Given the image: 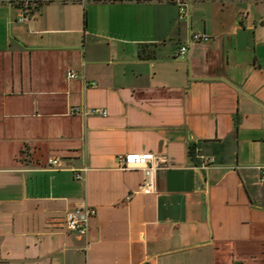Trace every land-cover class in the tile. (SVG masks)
Wrapping results in <instances>:
<instances>
[{"label":"crops","instance_id":"0c3cea01","mask_svg":"<svg viewBox=\"0 0 264 264\" xmlns=\"http://www.w3.org/2000/svg\"><path fill=\"white\" fill-rule=\"evenodd\" d=\"M44 1L0 0V264H264V0Z\"/></svg>","mask_w":264,"mask_h":264},{"label":"built area","instance_id":"2783aa9c","mask_svg":"<svg viewBox=\"0 0 264 264\" xmlns=\"http://www.w3.org/2000/svg\"><path fill=\"white\" fill-rule=\"evenodd\" d=\"M25 4H29L30 1L25 0ZM180 5L181 15H185L187 12V2L185 0H177ZM35 8L25 7L23 11L20 13L19 20L20 21H29L30 14L33 12ZM208 36L204 34H194L191 38L190 44L195 41L207 40ZM189 50L188 45L181 46L180 48V57H184ZM68 79L73 80L79 78V74L76 71H69ZM96 85V83H94ZM79 108L73 109V112H80ZM93 113H101L103 115H107L106 110L102 109H94ZM61 165L59 159H49L48 166L52 168H59ZM122 170H134L141 169L144 173V179L139 186V192L148 193L152 192L155 189V181L154 177L157 171L160 169L157 163L154 162L152 155H127L123 159V165L121 166ZM87 169H82L80 171H76V178L82 179L83 172H86ZM260 180L264 182V166L260 167ZM97 211L94 208L86 207L82 211L71 212L68 215L66 221V228L69 233H76L82 237L87 238L90 232V221L91 218L96 215Z\"/></svg>","mask_w":264,"mask_h":264},{"label":"trees","instance_id":"16d2710c","mask_svg":"<svg viewBox=\"0 0 264 264\" xmlns=\"http://www.w3.org/2000/svg\"><path fill=\"white\" fill-rule=\"evenodd\" d=\"M25 0H18V3L20 5H22L23 8H25L26 6L29 8H39V6H41L45 1L44 0H28L30 1L29 4H25L24 2Z\"/></svg>","mask_w":264,"mask_h":264}]
</instances>
